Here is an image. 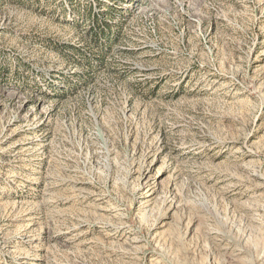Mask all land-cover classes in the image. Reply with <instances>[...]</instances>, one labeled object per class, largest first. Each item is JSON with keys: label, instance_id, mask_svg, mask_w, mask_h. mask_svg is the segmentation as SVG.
<instances>
[{"label": "rangeland", "instance_id": "rangeland-1", "mask_svg": "<svg viewBox=\"0 0 264 264\" xmlns=\"http://www.w3.org/2000/svg\"><path fill=\"white\" fill-rule=\"evenodd\" d=\"M0 264H264V0H0Z\"/></svg>", "mask_w": 264, "mask_h": 264}, {"label": "trees", "instance_id": "trees-1", "mask_svg": "<svg viewBox=\"0 0 264 264\" xmlns=\"http://www.w3.org/2000/svg\"><path fill=\"white\" fill-rule=\"evenodd\" d=\"M82 11L84 12H80L79 11V16L82 17V21L87 20L90 22V24L92 26L91 31L93 32L94 36L91 40L92 45L97 47L98 49L103 48V45L105 42H109V34L111 31V24L110 21L108 19H111L114 15L112 11H108L107 12H99L96 13L94 12V9L92 8V6H88L85 9H83ZM82 15H81V14ZM102 16H104L106 19H102ZM75 50H77L76 48H74ZM78 54L81 56V58L86 59L85 56H83L82 53L79 52V50H77ZM100 52V51H99ZM101 57V56H100ZM88 63V61H87ZM88 79V78H87Z\"/></svg>", "mask_w": 264, "mask_h": 264}]
</instances>
